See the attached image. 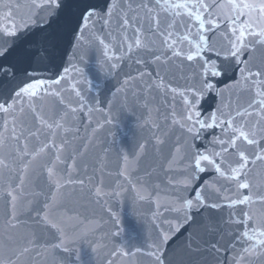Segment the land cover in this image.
<instances>
[{"label":"snow or ice","instance_id":"snow-or-ice-1","mask_svg":"<svg viewBox=\"0 0 264 264\" xmlns=\"http://www.w3.org/2000/svg\"><path fill=\"white\" fill-rule=\"evenodd\" d=\"M129 93L150 135L81 172L80 125L134 115ZM166 145L158 183L140 161ZM261 170L264 0H0V264H264ZM77 189L91 217L61 210Z\"/></svg>","mask_w":264,"mask_h":264},{"label":"water","instance_id":"water-1","mask_svg":"<svg viewBox=\"0 0 264 264\" xmlns=\"http://www.w3.org/2000/svg\"><path fill=\"white\" fill-rule=\"evenodd\" d=\"M113 85H115V81H112V83L108 86L111 88ZM124 95L121 94L119 97L116 98V105L119 107L120 104L124 103ZM143 101L141 100V103ZM170 102V101H169ZM162 104V101L158 98L155 101H150V107L152 109V119L157 118V112L156 108L157 106H160ZM127 105L129 109H132L134 111V115L131 114H124L119 117L118 122L114 126H105V128L98 132L92 140L89 142L88 137L91 134V128H85L84 125H80V132L79 137L81 139H77L74 141V145L78 146L80 148H83L84 143H89V147L86 150L85 155L80 158L77 157V162L80 165L81 172H83V164H88V174L91 175L93 168L98 166L101 163V157L103 156V149L105 147L109 146V141L112 139L116 140V145L113 148L111 152L108 153L107 156V165L110 169L116 170L117 167V155H116V148L120 147L121 145H127V151L132 152L134 150L133 143L135 141H139L144 137H148L150 135V131L148 127H145L144 129H140L137 127V118H139L140 121L145 119L148 115V112L146 109L140 107L137 104L136 99L131 95V93L128 94L127 98ZM160 111L163 112L164 108L161 106ZM103 117L99 114L94 116L93 123L91 127L96 126V121H101ZM162 124V122H161ZM163 130V129H162ZM114 133V137L112 135H109V133ZM160 133H157L159 135ZM71 138V137H70ZM169 152V146L166 145L163 149V158L157 157V154L153 150H149V153L142 158L140 161V168L141 171L147 170L149 167L155 166L157 169V176L154 177L156 182L163 183L164 181V175L162 169L167 167L166 164V157ZM99 169H97V182H99ZM260 180H264V170H261V174L259 177ZM111 180L110 177L105 176V183L107 184ZM154 210L155 206L148 204H144L139 208V211L146 213L150 216V210ZM93 209H96V205L89 204L86 200L82 199L79 193V190L77 189L76 193L74 194H66L65 198L63 200V206L62 211L67 210L69 215H73L78 213L81 217H91L93 215ZM3 210V201H0V212ZM119 210V206H118ZM98 212V209H97ZM131 212V204L130 201L125 205L123 210V218L125 220L126 226H129L130 228V235H133L135 237V243L136 246H139L144 237L147 235V224L144 225L143 229L136 228L132 229L131 225L133 223L132 218L130 217ZM24 219H27V216L23 217ZM2 224L3 221L0 219V233H2ZM22 233H26L27 229H21ZM183 237H177V240L174 242L172 247L175 246L176 243H179V241ZM188 259L187 256L184 257V260L186 261ZM181 258L179 256L176 257L174 264H180ZM39 264H51V258L49 257L47 260L41 259L39 261ZM128 264H147V261L140 257L135 258L128 261ZM209 264H212L211 258H209Z\"/></svg>","mask_w":264,"mask_h":264}]
</instances>
